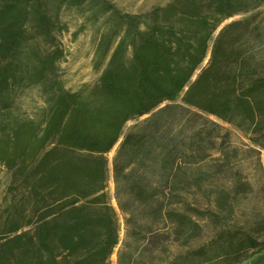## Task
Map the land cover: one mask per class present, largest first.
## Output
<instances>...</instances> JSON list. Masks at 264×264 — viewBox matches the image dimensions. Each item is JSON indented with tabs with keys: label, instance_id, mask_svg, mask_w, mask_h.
<instances>
[{
	"label": "trees",
	"instance_id": "16d2710c",
	"mask_svg": "<svg viewBox=\"0 0 264 264\" xmlns=\"http://www.w3.org/2000/svg\"><path fill=\"white\" fill-rule=\"evenodd\" d=\"M65 5L115 21L97 48V84L76 91L57 74ZM258 6L172 0L130 14L111 0H0V112L29 86L42 97L34 115L0 124V166L20 189L0 211V264H111L119 223L106 154L120 139L112 172L128 262L264 264V70L242 47L241 21L217 32ZM209 116L250 146L230 144ZM247 152L258 177L241 168ZM252 198L263 207L237 213Z\"/></svg>",
	"mask_w": 264,
	"mask_h": 264
},
{
	"label": "rangeland",
	"instance_id": "374dc122",
	"mask_svg": "<svg viewBox=\"0 0 264 264\" xmlns=\"http://www.w3.org/2000/svg\"><path fill=\"white\" fill-rule=\"evenodd\" d=\"M172 0H111L115 7L122 13H145L157 6H164ZM91 12L88 11L87 6L77 7L65 5L60 9L59 19L62 25L61 31L58 33V39L64 50V57L57 64V74L63 85L71 90L76 91L87 85L92 87L97 84L100 71L93 68V62L97 52L99 43L106 39L115 21L109 19L110 14L100 17L97 21L91 19ZM241 21L240 30L243 33L242 47L252 55L251 63H255L258 69L264 70V7L258 6L251 9L249 12L237 15L228 19L219 26L217 32L230 21ZM217 32L214 34L216 36ZM209 54L202 63V67L208 62ZM199 72V71H198ZM197 72V73H198ZM196 76V75H195ZM194 76V77H195ZM182 104L179 97L176 101ZM42 106V97L40 86L32 85L20 92L17 96L14 106L10 112L5 115L0 112V124L6 119L13 117H22L24 115H34L35 111ZM4 115V116H3ZM223 125L229 131L227 137L229 143L246 149L250 144L246 136L233 126L224 124L213 116H209ZM144 117L131 120L125 124L122 133L127 132L136 123L142 121ZM122 138V137H121ZM119 142L113 149L106 154L108 160V183L107 191L110 196V201L115 208L118 223H119V243L111 255V264H131L128 262V257H133L134 247L124 246L125 229L122 215L116 206L114 198V182L112 172V161L118 148ZM250 146V145H249ZM241 168L250 177H258L259 171L254 164V153L247 152L242 155ZM260 160L264 166V152L261 153ZM20 189L17 184H13L12 174L5 167L0 166V211L7 212L8 208L17 197H19ZM253 197V195H252ZM254 199V198H252ZM246 202L240 205L237 213L241 214L247 212L248 209H259L263 206L257 199ZM258 202V203H257ZM236 213V215H238ZM3 217L5 214L2 215ZM122 255L119 259V254ZM242 264H248V261Z\"/></svg>",
	"mask_w": 264,
	"mask_h": 264
}]
</instances>
